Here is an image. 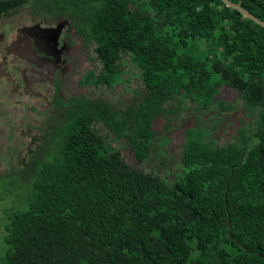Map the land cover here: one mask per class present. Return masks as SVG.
Instances as JSON below:
<instances>
[{"label": "trees", "instance_id": "obj_1", "mask_svg": "<svg viewBox=\"0 0 264 264\" xmlns=\"http://www.w3.org/2000/svg\"><path fill=\"white\" fill-rule=\"evenodd\" d=\"M230 1L264 20V0ZM26 4L63 17L90 46L96 64L81 84L109 89L130 63L141 89L123 105L72 96L47 118L37 156L14 175L21 206L2 222L0 264H264V26L221 0ZM223 85L237 90L249 126L217 144L194 121L173 180L111 145L125 139L142 162L154 118L189 103L218 116L229 108L214 98Z\"/></svg>", "mask_w": 264, "mask_h": 264}, {"label": "flooded vegetation", "instance_id": "obj_2", "mask_svg": "<svg viewBox=\"0 0 264 264\" xmlns=\"http://www.w3.org/2000/svg\"><path fill=\"white\" fill-rule=\"evenodd\" d=\"M10 6L14 7V3H1L0 15H14V8ZM27 9L29 15L39 23L36 20L32 24L18 26L15 34L13 27L7 43L3 41V35H0V181L4 178L14 181V175H18L29 158L39 151L42 129L47 118H60L69 97L82 94L89 97L81 90L76 92L69 88H91L81 84V80L82 75L93 65L76 74L81 63L78 57L71 60L75 48V45L71 48V42L74 38L79 39L78 53L82 50L91 63L93 60L87 55L91 51L90 46H84L81 38L63 17L44 19ZM18 57L26 64L20 65ZM76 75L79 76L76 78ZM17 118H40L35 132L31 131V126L30 129L22 128L25 131L23 133L28 134V145L20 149L14 148Z\"/></svg>", "mask_w": 264, "mask_h": 264}, {"label": "rangeland", "instance_id": "obj_3", "mask_svg": "<svg viewBox=\"0 0 264 264\" xmlns=\"http://www.w3.org/2000/svg\"><path fill=\"white\" fill-rule=\"evenodd\" d=\"M12 1L14 0H0V4L7 2L11 5L10 2ZM26 2H28V0H23L20 4H15L14 7L10 6L11 8H14V15L10 16L9 14L8 17H6V15H0V35H3V41L5 43H7L8 39L11 37L13 27L15 34L16 27L32 24L37 20L29 15ZM11 8L8 10L11 11ZM37 22L39 23L38 20ZM67 31L71 37H74L69 30ZM71 44V48L75 45L73 50L74 55L71 56V60L73 61L78 57L81 63L76 74L81 73L83 68H88L96 64L95 61H92L91 63L87 61L82 50L78 53V38H74V41L71 42ZM87 55L92 56L91 51H88ZM17 60L20 61V65L26 64V62L20 57H18ZM71 69H74V67ZM124 70L125 75L123 76L122 82L114 84L109 89L100 87L85 90V87L74 89L73 86L69 89L76 92H80L81 90L82 93H86L89 97H101L115 104H126L127 102H130L132 98L137 96V93L141 89V85L137 78L136 70L130 63L125 64ZM78 76L79 75H76L75 77L77 78ZM214 98L222 100L229 106L228 109L223 110L218 116H212L213 114L210 113L201 114L198 110L193 108L192 104L189 103L186 105L188 109L185 108L180 110V112H177L170 117L168 116L169 118H162L160 116L154 118L151 122V127L154 131L153 145L150 147L147 158L142 162L138 163L135 161L132 150L125 139L117 141L111 140V145L118 149L120 155L127 164L143 171L153 172L161 178L171 181L180 171L179 154L184 139V130L187 127L192 126L194 121L198 120L205 128L207 126L209 129H212L209 131L208 135L209 137L214 138L215 143L217 144H224L233 140L238 129L247 127V125L249 126L251 116L242 108V102L239 99L237 90L223 85L219 87ZM212 121H216L214 127H210ZM38 122H40V118H17L16 127H18V129L14 137V148L18 147L20 149L26 144L28 145V134L23 133L25 131H22V128L30 129L31 126V131L35 132ZM104 133L105 131H101V134ZM9 142H6V144ZM1 144L2 139L0 137V146H2ZM3 146H5L4 143ZM4 172L6 171L4 170ZM15 182L6 178L0 181V256L3 251L1 233H3L2 222L5 218V214L9 212L11 213L14 209H18L21 206L20 199L23 186Z\"/></svg>", "mask_w": 264, "mask_h": 264}, {"label": "water", "instance_id": "obj_4", "mask_svg": "<svg viewBox=\"0 0 264 264\" xmlns=\"http://www.w3.org/2000/svg\"><path fill=\"white\" fill-rule=\"evenodd\" d=\"M221 1L224 3V5L237 10L242 16L251 19L253 22H255L261 26H264V20H260V19L256 18L254 15H252L250 12H248L247 10H245L244 8L239 6L238 4L233 3L230 0H221Z\"/></svg>", "mask_w": 264, "mask_h": 264}]
</instances>
